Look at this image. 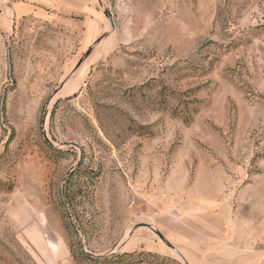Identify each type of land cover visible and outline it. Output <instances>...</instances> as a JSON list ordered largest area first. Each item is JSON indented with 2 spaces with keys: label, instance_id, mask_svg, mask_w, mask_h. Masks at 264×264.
Masks as SVG:
<instances>
[{
  "label": "rangeland",
  "instance_id": "1",
  "mask_svg": "<svg viewBox=\"0 0 264 264\" xmlns=\"http://www.w3.org/2000/svg\"><path fill=\"white\" fill-rule=\"evenodd\" d=\"M21 1L0 0V264H209L264 226V0Z\"/></svg>",
  "mask_w": 264,
  "mask_h": 264
},
{
  "label": "crops",
  "instance_id": "2",
  "mask_svg": "<svg viewBox=\"0 0 264 264\" xmlns=\"http://www.w3.org/2000/svg\"><path fill=\"white\" fill-rule=\"evenodd\" d=\"M44 2L45 0H25L12 3L9 14L11 16H38L39 5ZM244 231L247 235L244 236L242 242H238L236 240L237 233L231 226L223 229L219 241L215 244L214 258L209 264H257L263 260L260 249L256 254L253 251L256 252L255 245L260 247L264 243V226L259 227L256 223H252ZM238 245L244 247L239 248ZM188 261L190 264H196V262L200 263L202 259L192 257Z\"/></svg>",
  "mask_w": 264,
  "mask_h": 264
},
{
  "label": "water",
  "instance_id": "3",
  "mask_svg": "<svg viewBox=\"0 0 264 264\" xmlns=\"http://www.w3.org/2000/svg\"><path fill=\"white\" fill-rule=\"evenodd\" d=\"M105 15H106L107 19L109 20V22H110V24H111V27L114 28L113 19H112V17H111L110 12H109V11H106V12H105ZM105 37H106V36L101 37V38L96 42L95 46H97V45H98V44H99V43H100ZM92 52H93V48H90V49L88 50V52L86 53L85 58H84L83 60H80V62L78 63V65H77L75 71L78 70V69L80 68V66L83 64L84 60H85L87 57H89V56L92 54ZM75 71H74V72H75ZM74 72H73V73H74ZM138 228H151V229H153L151 226H149V225H147V224H139V225H137V227H136L133 231H135V230L138 229ZM133 231L131 232V235L133 234ZM154 231H155L156 234L161 238V240L167 242L166 239L164 238V236H163L159 231H156V230H154ZM168 244H169V243H168ZM169 245H170V247H171L175 252H177V250H176L171 244H169ZM83 250H85L84 247H83Z\"/></svg>",
  "mask_w": 264,
  "mask_h": 264
}]
</instances>
